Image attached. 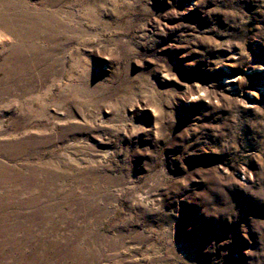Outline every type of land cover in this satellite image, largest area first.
Returning a JSON list of instances; mask_svg holds the SVG:
<instances>
[{
	"label": "rangeland",
	"instance_id": "obj_1",
	"mask_svg": "<svg viewBox=\"0 0 264 264\" xmlns=\"http://www.w3.org/2000/svg\"><path fill=\"white\" fill-rule=\"evenodd\" d=\"M0 264H264V0H0Z\"/></svg>",
	"mask_w": 264,
	"mask_h": 264
},
{
	"label": "bare ground",
	"instance_id": "obj_2",
	"mask_svg": "<svg viewBox=\"0 0 264 264\" xmlns=\"http://www.w3.org/2000/svg\"><path fill=\"white\" fill-rule=\"evenodd\" d=\"M5 24V23H4ZM11 26V25H10ZM228 81H232V80H234V78H228L227 79ZM229 83V82H228ZM231 88V87H230Z\"/></svg>",
	"mask_w": 264,
	"mask_h": 264
}]
</instances>
